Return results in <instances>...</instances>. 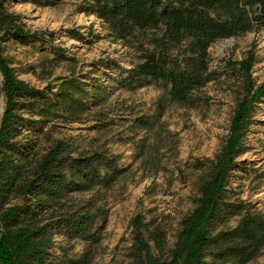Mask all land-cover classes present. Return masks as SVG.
I'll return each mask as SVG.
<instances>
[{
  "label": "trees",
  "instance_id": "obj_1",
  "mask_svg": "<svg viewBox=\"0 0 264 264\" xmlns=\"http://www.w3.org/2000/svg\"><path fill=\"white\" fill-rule=\"evenodd\" d=\"M57 1L46 0L50 4ZM77 6L85 14L96 15L115 40L125 42L137 33L158 30V35L151 36L153 50L134 66L125 69L112 59H99L93 66L109 62L125 71L131 77L127 83L131 88L143 79L162 82L169 86L171 101L190 107L203 101L201 89L220 76L210 68L209 46L220 39L264 30V0H80ZM72 36L81 38L80 33ZM53 37V31L29 30L23 16L8 11L0 0V96L4 99L0 264H46L58 230L96 241L91 229L97 215L88 210L63 211L58 202L72 192L109 187L123 172L114 156L98 152L72 156L61 140L35 160L33 147L23 141L22 129L49 119L76 118L105 96L103 87L87 89L74 76L61 81L55 91L48 85L36 88L17 77L5 54V43L11 39L51 42ZM256 47L252 42L241 60L225 62V69L242 80L243 95L234 107L226 140L210 172L200 181L195 206L180 220L172 248L166 258L156 256L154 251L163 253L167 247L166 232L160 227L144 229L137 215L131 222L130 264H246L264 247V213L249 211L242 202L225 197L229 174L245 149L252 110L264 98V83L255 85L252 77ZM176 48H182L181 53L173 54ZM24 109L38 118L23 116L20 110ZM259 177L264 178V171ZM232 214L240 215L234 227L214 230L216 221ZM206 252L210 262L204 259ZM66 264H91V258L85 252Z\"/></svg>",
  "mask_w": 264,
  "mask_h": 264
},
{
  "label": "rangeland",
  "instance_id": "obj_2",
  "mask_svg": "<svg viewBox=\"0 0 264 264\" xmlns=\"http://www.w3.org/2000/svg\"><path fill=\"white\" fill-rule=\"evenodd\" d=\"M79 1L3 0L8 11L23 16L29 30L54 33L51 42L11 39L5 43V54L19 79L55 91L61 81L74 76L87 89L96 85L105 89L98 105L76 118L49 119L22 129V139L33 147L35 160L61 140L72 156L104 153L114 156L123 169L109 187L72 192L59 200L63 211L88 210L97 215L91 229L97 240L58 230L46 264H66L85 252L91 264H130L131 222L137 215L144 229L160 227L166 232V249L154 251L166 258L180 220L195 206L200 181L210 172L214 156L226 140L234 107L243 95L242 80L225 69V62L241 60L255 42L252 77L255 85L264 83V30L220 39L209 46L210 68L220 76L201 89L203 101L190 107L171 101L169 86L162 82L143 79L131 88L128 73L111 63L94 67L99 59L115 60L125 69L134 66L153 50L151 36L159 31L137 33L125 42L115 40L96 15L78 8ZM75 33L81 38H73ZM181 51L176 48L172 53ZM20 112L38 118L26 109ZM244 145L227 179L225 197L242 202L249 211L264 213V178L259 177L264 171V98L252 110ZM239 218L232 214L218 220L214 230L234 227ZM204 259L212 260L209 252ZM246 264H264V247Z\"/></svg>",
  "mask_w": 264,
  "mask_h": 264
},
{
  "label": "bare ground",
  "instance_id": "obj_3",
  "mask_svg": "<svg viewBox=\"0 0 264 264\" xmlns=\"http://www.w3.org/2000/svg\"><path fill=\"white\" fill-rule=\"evenodd\" d=\"M2 111H3V98L0 99V118L2 115Z\"/></svg>",
  "mask_w": 264,
  "mask_h": 264
},
{
  "label": "water",
  "instance_id": "obj_4",
  "mask_svg": "<svg viewBox=\"0 0 264 264\" xmlns=\"http://www.w3.org/2000/svg\"><path fill=\"white\" fill-rule=\"evenodd\" d=\"M0 79H1V75H0ZM1 98H3V96H2V95L0 96V99H1Z\"/></svg>",
  "mask_w": 264,
  "mask_h": 264
}]
</instances>
